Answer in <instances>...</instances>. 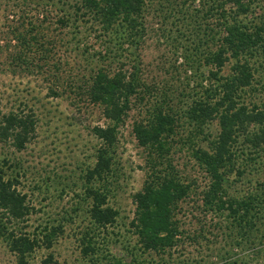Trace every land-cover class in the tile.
Wrapping results in <instances>:
<instances>
[{
    "label": "rangeland",
    "instance_id": "374dc122",
    "mask_svg": "<svg viewBox=\"0 0 264 264\" xmlns=\"http://www.w3.org/2000/svg\"><path fill=\"white\" fill-rule=\"evenodd\" d=\"M242 2L248 3V11L240 12L237 21L264 23V0ZM226 9L234 16L237 8L227 2ZM204 14L199 0H144L137 30H132L117 20L104 25L79 0H0V114L29 113L36 119L25 148L0 141V169L5 177L18 180L33 207L19 223L22 232L37 234L45 225L62 226L51 247L41 244L23 262L0 233V264H264V217L262 222L256 219L259 230L240 237L229 228L225 214L201 206L200 193L210 179L190 153L209 150L219 133L218 119L195 126L186 116L193 100L216 83L205 80L208 67L194 52L198 23H217L216 17ZM247 59L254 78L238 92V102L251 107L264 101V53L259 49ZM233 63L227 62L219 75L230 76ZM120 64L129 71L136 64L147 88H141L119 127L111 172L91 183L106 192L108 205L118 211L116 222L99 229L91 222L85 173L95 164L101 145L92 127L107 121L80 87L98 66L114 71ZM154 103L167 104L176 113L179 131L172 164L194 192L179 203L178 243L162 252H144L129 223L133 195L146 177L148 151L137 144L132 123L146 117ZM248 130L257 132L259 127ZM233 150L234 167L220 196L241 200L264 185V146L255 153L241 135ZM88 235L93 251L85 254L82 240Z\"/></svg>",
    "mask_w": 264,
    "mask_h": 264
},
{
    "label": "trees",
    "instance_id": "16d2710c",
    "mask_svg": "<svg viewBox=\"0 0 264 264\" xmlns=\"http://www.w3.org/2000/svg\"><path fill=\"white\" fill-rule=\"evenodd\" d=\"M79 1L82 7L99 17L104 25H111L117 20L119 25L132 30L138 26L137 18L142 17L144 5V0ZM242 1L199 0L204 17H216L217 23L215 26L205 23L202 27L198 23L194 52H198L196 54L202 65L208 67L209 74L205 80L212 78L216 83L212 87L209 84L204 89L203 96L193 100L186 116L195 126L218 119L219 133L210 149H191L190 153L210 179L200 193L201 206L205 211L221 216L225 214L229 228L237 230L238 236L245 237L249 235V231L259 230L256 219L259 222L263 220L264 185L256 194L241 200L223 199L220 196L224 184L228 182L227 172L234 167L233 146L237 143V138L243 135L255 153L264 146V101L262 104L252 103L251 107L238 102V92L252 84L254 78V68L247 55L252 56L259 49L264 53V23L246 25L237 21L236 16L240 12L248 11V3ZM227 2L236 5L234 16L230 15L231 11H226ZM22 39L24 41L26 37ZM210 42L215 48L209 46ZM231 60L234 61L231 75H219ZM120 65L114 71L98 66L89 80L80 87L87 100L101 108L107 121L106 125L92 127V133L101 141V145L96 151L95 164L85 173L86 182L90 184L87 187L88 196L92 199L89 214L91 222L99 229L116 222L118 211L108 205L106 192L94 188L91 183L102 181L111 172L119 127L135 104L141 88H147L140 79L136 64H132L131 71L124 69L123 64ZM188 69H192L191 65ZM35 122L33 114L29 113L11 111L0 114V141H10L18 150L25 148L34 134ZM254 125L259 130L250 133L248 129ZM178 126V118L172 107L156 103L146 117L132 123V133L137 144L148 151L146 177L141 189L133 195L135 208L129 223L144 252H162L178 243L179 234L181 235L176 218L179 203L188 198L190 192H194L190 182H185L172 164L171 155L177 140L175 136L178 135ZM18 184L15 177H5L4 171L0 169V233H4L10 250L23 262L41 244L51 247L62 226L45 225L37 234L22 232L18 228L19 223L27 220L33 207ZM91 240L89 235L83 237L85 254L93 251Z\"/></svg>",
    "mask_w": 264,
    "mask_h": 264
}]
</instances>
